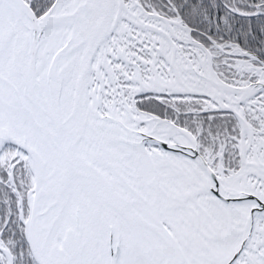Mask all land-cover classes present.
Masks as SVG:
<instances>
[{"label":"snow or ice","instance_id":"obj_1","mask_svg":"<svg viewBox=\"0 0 264 264\" xmlns=\"http://www.w3.org/2000/svg\"><path fill=\"white\" fill-rule=\"evenodd\" d=\"M0 264H264V0H0Z\"/></svg>","mask_w":264,"mask_h":264}]
</instances>
